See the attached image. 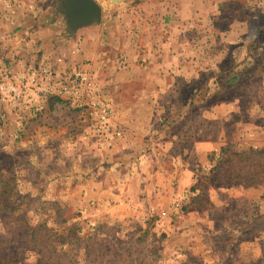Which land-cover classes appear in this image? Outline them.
I'll list each match as a JSON object with an SVG mask.
<instances>
[{
    "label": "rangeland",
    "instance_id": "obj_1",
    "mask_svg": "<svg viewBox=\"0 0 264 264\" xmlns=\"http://www.w3.org/2000/svg\"><path fill=\"white\" fill-rule=\"evenodd\" d=\"M61 1L0 0V71L10 72L0 81V264H264V0L223 6L217 25L225 38L235 31L234 43L224 42L217 75L206 72L180 92L197 104L189 105L193 133L179 142L208 133L191 191L121 212L86 198L85 187L88 169L107 157L102 145L118 139V126H103L86 93L80 101L60 95L64 79L41 73L44 66L75 65L66 61L71 47L48 51L39 37L49 28L75 33ZM200 101L224 105L216 110L219 121L200 117ZM157 140V159L169 161Z\"/></svg>",
    "mask_w": 264,
    "mask_h": 264
},
{
    "label": "crops",
    "instance_id": "obj_2",
    "mask_svg": "<svg viewBox=\"0 0 264 264\" xmlns=\"http://www.w3.org/2000/svg\"><path fill=\"white\" fill-rule=\"evenodd\" d=\"M97 1L103 10L100 22L80 27L70 37L63 27L62 34L46 27L39 34L48 51L53 44L71 47L66 61L82 64L98 78L112 122L119 128L113 145H102L107 157L100 156L96 167L88 169L93 176L85 186L86 198L101 200L112 212L144 199H177L191 191L193 164L206 150L203 141L208 137L195 134L186 137L191 141L186 146L179 142L182 133L194 130L189 127L193 100H181L180 92L206 72L218 74L225 60L224 42L234 43L235 31L230 29L235 24L230 22L225 34L231 31V36L225 38L217 17L223 6L237 0ZM193 91L195 95L198 89ZM200 103L205 104L201 118L220 119L216 110L222 103ZM179 109L186 110L178 113ZM218 138H213L215 147ZM156 140L164 143L161 153L171 156L169 161L157 159Z\"/></svg>",
    "mask_w": 264,
    "mask_h": 264
},
{
    "label": "built area",
    "instance_id": "obj_3",
    "mask_svg": "<svg viewBox=\"0 0 264 264\" xmlns=\"http://www.w3.org/2000/svg\"><path fill=\"white\" fill-rule=\"evenodd\" d=\"M59 62L63 61V57H59ZM41 73L47 78H52L57 76L58 79H64L63 84L59 87V94L71 93L72 97L80 101V95L86 93V104H89L94 109V113L98 115V120L105 127L107 124H111L112 121V111L109 105L102 102L97 95V85L94 75L88 69L81 67L79 65L71 66L68 69H57L53 67L44 66L41 68ZM10 72L7 70L0 71V81L5 79L4 77L9 76ZM23 76L21 74L19 78ZM1 88L2 85H0ZM47 92L53 90L52 87L44 86ZM88 93V94H87ZM186 195L183 197V199ZM179 203H176L178 205Z\"/></svg>",
    "mask_w": 264,
    "mask_h": 264
},
{
    "label": "water",
    "instance_id": "obj_4",
    "mask_svg": "<svg viewBox=\"0 0 264 264\" xmlns=\"http://www.w3.org/2000/svg\"><path fill=\"white\" fill-rule=\"evenodd\" d=\"M61 6L71 32L102 19V6L97 0H62Z\"/></svg>",
    "mask_w": 264,
    "mask_h": 264
}]
</instances>
